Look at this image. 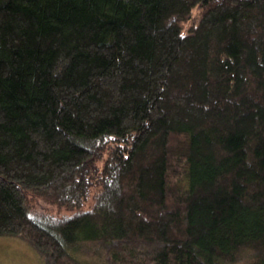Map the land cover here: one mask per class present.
Listing matches in <instances>:
<instances>
[{
	"label": "trees",
	"instance_id": "16d2710c",
	"mask_svg": "<svg viewBox=\"0 0 264 264\" xmlns=\"http://www.w3.org/2000/svg\"><path fill=\"white\" fill-rule=\"evenodd\" d=\"M0 236L264 264V0H0Z\"/></svg>",
	"mask_w": 264,
	"mask_h": 264
},
{
	"label": "rangeland",
	"instance_id": "374dc122",
	"mask_svg": "<svg viewBox=\"0 0 264 264\" xmlns=\"http://www.w3.org/2000/svg\"><path fill=\"white\" fill-rule=\"evenodd\" d=\"M83 260H94L95 254H79ZM96 259V258H95ZM244 255L234 264H248ZM0 264H46L40 253L25 240L14 236H0Z\"/></svg>",
	"mask_w": 264,
	"mask_h": 264
}]
</instances>
